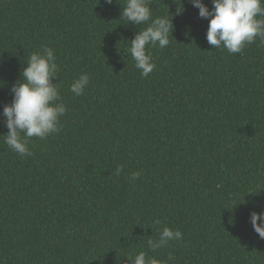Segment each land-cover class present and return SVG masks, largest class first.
Here are the masks:
<instances>
[{
  "label": "trees",
  "instance_id": "16d2710c",
  "mask_svg": "<svg viewBox=\"0 0 264 264\" xmlns=\"http://www.w3.org/2000/svg\"><path fill=\"white\" fill-rule=\"evenodd\" d=\"M180 3L150 0L174 30L150 48L145 78L129 48L147 25L121 17L126 0H0V264H132L141 251L164 264H264L249 219L264 211V44L213 48L209 20L188 0L174 15ZM44 46L67 111L61 132L31 138L21 157L4 142L3 107ZM82 73L90 83L75 96ZM163 227L183 238L153 252Z\"/></svg>",
  "mask_w": 264,
  "mask_h": 264
},
{
  "label": "clouds",
  "instance_id": "9594fccd",
  "mask_svg": "<svg viewBox=\"0 0 264 264\" xmlns=\"http://www.w3.org/2000/svg\"><path fill=\"white\" fill-rule=\"evenodd\" d=\"M106 2L111 4L113 0ZM188 3L198 8L200 18L209 20L206 40L213 48L237 54L257 39L264 44V0H212L211 9L202 0H188ZM183 11L181 0L174 15H181ZM121 17L134 25H147L134 35L129 48L135 67L146 78L156 67L150 48L163 49L169 45L170 35L173 37L172 15L168 10V16L153 18L150 0H126ZM26 62L20 80L12 85L13 99L4 105L2 112L8 129L4 142L21 157L32 154L28 147L31 138L43 140L60 133L61 117L67 111L57 83L53 82L59 73L54 50L44 46L32 53ZM89 83V75L82 73L74 79L70 89L75 96H81ZM123 171V166H118L115 175L119 176ZM141 174V171H134L127 178L134 183ZM249 219L254 231L264 239V211H252ZM154 223L158 225L160 221ZM182 238L181 230L163 227L158 239H149L147 243L155 252ZM127 258L132 264H164L156 258H147L143 251L134 258Z\"/></svg>",
  "mask_w": 264,
  "mask_h": 264
}]
</instances>
